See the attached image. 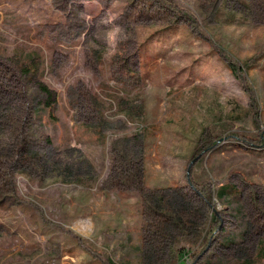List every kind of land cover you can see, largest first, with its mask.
Segmentation results:
<instances>
[{"label": "rangeland", "instance_id": "1", "mask_svg": "<svg viewBox=\"0 0 264 264\" xmlns=\"http://www.w3.org/2000/svg\"><path fill=\"white\" fill-rule=\"evenodd\" d=\"M262 248L264 0H0V264H264Z\"/></svg>", "mask_w": 264, "mask_h": 264}, {"label": "trees", "instance_id": "2", "mask_svg": "<svg viewBox=\"0 0 264 264\" xmlns=\"http://www.w3.org/2000/svg\"><path fill=\"white\" fill-rule=\"evenodd\" d=\"M228 21L229 22H236V20L233 19L232 17ZM220 55L223 57L224 61L226 62L227 69H228L229 73L231 75H233L236 79L241 81L242 77H241L240 74L242 72H245V70H247L249 68V66H247L246 64L238 66L237 64L233 63L232 60L228 56H226L223 52L220 53ZM27 70H29V69H27ZM243 91H244V93H245V95H246V97L248 99V104H249L250 109L252 111L253 122L256 124V127H258L259 116H258V111H257V108H258L257 99H256L253 91H251L249 88H245L244 87ZM41 94L46 98V101H50L53 98L52 94L50 93V91L46 87H41ZM48 106H49L48 102H45L43 107H38V108L35 109V111L37 112V114H39L40 112H42ZM97 126L98 125L96 124L95 127H97ZM211 145H214V144L212 143ZM152 194H154V193H152ZM216 197H217L218 200H222V199H224L226 197H229L230 201L232 202L233 200L236 201L237 198H239V195L237 194V191L234 190V188L228 189L225 186H223L220 189H218V191L216 193ZM147 198L151 199V198H154V196L153 195H149ZM216 221H217V216L216 215H211L209 222L210 223H216ZM73 241L77 245L81 244L79 239L75 238V239H73ZM232 245H234V239L232 237H227L226 241H224V243H223V247L227 248V249H230V247ZM85 252L93 259H96V258L102 256V254H100V252H97V251L95 252V251H93L90 248H87V251H85ZM260 255L264 257V249L263 248L260 250V254H259L258 258H262V257H260ZM103 259H105V263L106 264H113L108 258H103ZM243 264H253V263H251L250 261H247V262H244Z\"/></svg>", "mask_w": 264, "mask_h": 264}]
</instances>
